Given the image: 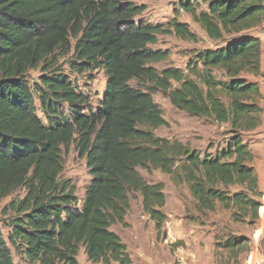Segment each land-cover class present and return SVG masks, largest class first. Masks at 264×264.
<instances>
[{"label": "trees", "instance_id": "16d2710c", "mask_svg": "<svg viewBox=\"0 0 264 264\" xmlns=\"http://www.w3.org/2000/svg\"><path fill=\"white\" fill-rule=\"evenodd\" d=\"M200 1L179 0L180 10L211 41L233 40L195 53L184 72L153 67L168 53L152 47L171 34L197 42L195 33L177 18L167 26L138 23L146 9L133 0H0V203L25 191L2 213L10 215L9 242L29 264H79L81 248L92 264H132L111 230L127 226L130 196H141L158 239L167 222L164 185L149 184L139 169L186 185L201 213L221 207L234 223L259 220L263 192L243 134L262 124L255 81L263 76L262 48L250 33L264 23V0H202L207 10L199 12ZM66 57L69 74L59 69ZM99 69L106 76L101 105L85 114L89 98L73 76ZM32 71L41 73L37 97ZM159 92L190 116L226 125L229 145L213 155L157 137L167 126L153 99ZM72 147L92 177L76 211V187L61 179ZM248 241L230 238L222 247L238 260ZM0 264H15L1 233Z\"/></svg>", "mask_w": 264, "mask_h": 264}, {"label": "rangeland", "instance_id": "374dc122", "mask_svg": "<svg viewBox=\"0 0 264 264\" xmlns=\"http://www.w3.org/2000/svg\"><path fill=\"white\" fill-rule=\"evenodd\" d=\"M133 2L146 9L136 19L138 23L167 26L177 18L179 22L187 23L190 30L197 36V42L183 40L174 34L160 36L158 45L152 49L166 51L168 58L153 65L158 70L176 68L187 72L188 65L195 53L224 47L227 42L233 40V38H228L223 42L211 41L201 26L195 23L189 14L180 10L179 0H133ZM198 10L199 12L207 10V5L202 0ZM178 11H180L179 14ZM263 33L264 23L257 30L251 31L250 34L258 36ZM68 59L67 57L61 58L59 63V69L65 74H69L66 65ZM215 74L218 79H226L221 75V72L216 71ZM40 75L39 71H32L28 75V84L36 97L38 94L34 85L36 86L40 82ZM73 77L77 78V84L89 98L88 106L82 107L83 113L89 114L97 111L105 92V71L99 69L83 76ZM131 86L136 88L137 83L131 82ZM153 99L160 106L167 123V126L154 131L157 137L165 138L171 142L180 141L188 144L192 149H197L202 153L208 151L213 155L229 145L232 137L228 133L226 125L190 116L188 113L178 110L161 92L155 94ZM37 105H39L38 102ZM59 109L67 112V107ZM38 115L48 125V120L39 111ZM243 140L256 156L253 166L263 192V198L260 200L259 220L255 224H251L249 221L244 224L234 223L231 218L232 213L221 207L215 213H201L186 185L174 182L172 177L161 171L148 173L139 169L141 176L149 184L164 185L166 206L163 208V213L167 216V222L164 226V234L162 233L158 239L154 222L143 212L141 196L139 194L130 196L131 209L125 219L127 226L117 224L111 230L116 232L126 245L132 264H245L248 255L254 248L256 231L262 223L264 228V124L253 133L243 134ZM61 179L70 180L75 185L78 205L73 210L81 209L86 188L92 177L86 160L78 157L74 147L65 156V171L61 175ZM24 196L25 191L19 190L0 203V233L11 248L15 264L29 263L23 255L17 253L9 242L10 215H5L2 211L13 200L22 199ZM230 238L248 239L250 248L248 253L242 254L238 260H235L234 256L222 247ZM260 250L264 254V239ZM78 262L79 264H92L88 261L83 248L79 251Z\"/></svg>", "mask_w": 264, "mask_h": 264}, {"label": "built area", "instance_id": "2783aa9c", "mask_svg": "<svg viewBox=\"0 0 264 264\" xmlns=\"http://www.w3.org/2000/svg\"><path fill=\"white\" fill-rule=\"evenodd\" d=\"M263 229L261 227L255 233V243L252 252L248 255L245 264H264V254L261 253V244L264 239Z\"/></svg>", "mask_w": 264, "mask_h": 264}, {"label": "crops", "instance_id": "0c3cea01", "mask_svg": "<svg viewBox=\"0 0 264 264\" xmlns=\"http://www.w3.org/2000/svg\"><path fill=\"white\" fill-rule=\"evenodd\" d=\"M256 38H258L259 39V42H260V46H261V48H262V74H263V76L262 77H259V78H257V79H255V81L256 82H258L259 83V85H260V88H261V93H262V98L260 99V101H259V105H260V107L262 108V110H263V112H262V124H261V126L259 127V128H257L256 130H258V129H260L262 126H263V124H264V33L263 34H259L258 36L257 35H254ZM255 130V131H256ZM255 131H253V132H255ZM252 132V133H253ZM255 155V154H254ZM260 227L263 229V231H264V228H263V223H262V225H260Z\"/></svg>", "mask_w": 264, "mask_h": 264}]
</instances>
